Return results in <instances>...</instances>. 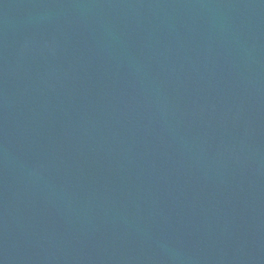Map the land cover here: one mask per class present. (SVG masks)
<instances>
[{
  "label": "water",
  "instance_id": "obj_1",
  "mask_svg": "<svg viewBox=\"0 0 264 264\" xmlns=\"http://www.w3.org/2000/svg\"><path fill=\"white\" fill-rule=\"evenodd\" d=\"M0 264H264V0H0Z\"/></svg>",
  "mask_w": 264,
  "mask_h": 264
}]
</instances>
